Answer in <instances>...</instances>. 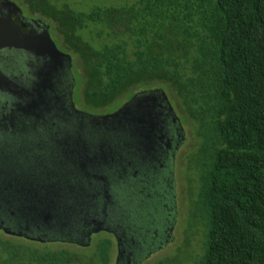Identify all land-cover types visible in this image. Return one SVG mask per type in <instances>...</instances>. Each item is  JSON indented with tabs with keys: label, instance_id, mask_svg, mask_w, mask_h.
I'll return each instance as SVG.
<instances>
[{
	"label": "trees",
	"instance_id": "trees-1",
	"mask_svg": "<svg viewBox=\"0 0 264 264\" xmlns=\"http://www.w3.org/2000/svg\"><path fill=\"white\" fill-rule=\"evenodd\" d=\"M17 1L26 15L52 21L77 55L83 104L109 109L157 84L191 124L185 234L203 235L192 264H264V0H135L87 11ZM7 230L0 264H112L110 237L61 246Z\"/></svg>",
	"mask_w": 264,
	"mask_h": 264
},
{
	"label": "flooded vegetation",
	"instance_id": "flooded-vegetation-1",
	"mask_svg": "<svg viewBox=\"0 0 264 264\" xmlns=\"http://www.w3.org/2000/svg\"><path fill=\"white\" fill-rule=\"evenodd\" d=\"M20 8L22 17L12 12V18L22 26L23 32L35 35L36 41L31 50L0 51V67L26 88L20 96L6 102L10 109L0 106V146L11 152L9 145L20 138L30 142L34 135L52 134L56 142L54 158L62 167L60 175L64 176V182L56 176L38 177L30 170V162L2 163L0 197H8V207L5 206L7 211L3 210L0 203V218L4 214L12 225L2 221L0 229L39 241L48 240L43 237L48 234L55 240L67 241L65 238L73 233L78 241L68 242L79 247L92 232V238L106 233L112 235L113 246L115 243L117 264H137L144 244L161 247L170 241L177 220V153L186 133L175 101L163 88L151 90L149 96L138 95L137 133L119 135L115 128L117 116L112 114L125 104H120L115 111L91 109L83 104L77 55L58 39L52 21L43 16L26 15L21 5ZM7 9L0 1V12ZM46 30L62 55H50L43 42L36 39ZM75 93L81 96L79 107L73 99ZM54 117L67 119L71 125L55 126L50 121ZM93 127L99 131L96 138L92 136ZM71 130L73 135L63 136ZM43 152L42 147L27 151ZM11 155L15 156V152ZM38 160L43 162L39 157ZM71 182L72 198L65 185ZM139 200H143V207L155 204V212L151 214L158 217V222H151L147 232L137 233L140 236L136 238L130 224V202ZM69 221L73 223L71 229L66 227ZM98 226L104 230L95 234Z\"/></svg>",
	"mask_w": 264,
	"mask_h": 264
},
{
	"label": "rangeland",
	"instance_id": "rangeland-1",
	"mask_svg": "<svg viewBox=\"0 0 264 264\" xmlns=\"http://www.w3.org/2000/svg\"><path fill=\"white\" fill-rule=\"evenodd\" d=\"M15 4H17L20 7V4L18 3L17 0H9ZM135 0H58V4L61 3L62 5L71 7V8H75V9H79V10H89L91 9L93 6L96 5H122L125 3H130L133 2ZM39 18V16H38ZM87 37H90L89 35V30L85 32ZM100 42H102L100 39H96L94 41L95 45H99ZM162 88L160 85L154 84L153 86H151L150 88H139V89H135L134 92L135 93H148L151 92V90H155V89H159ZM164 90V89H163ZM159 91V90H156ZM165 91V90H164ZM155 92V91H154ZM163 92V91H162ZM166 93V91H165ZM81 98V96H80ZM80 98L78 97L77 93H75L73 95V99L76 102V106L79 107L80 105ZM8 100V98L0 95V106H4V104L6 103V101ZM129 98L125 96H122L120 101H117L113 104V106L109 107L108 111H115L116 106H118L119 104H126L129 102ZM131 108H136L137 107V103L133 102L131 105ZM175 107L176 110L178 112V116L181 115V111L179 110V107L177 105V103L175 102ZM137 109V108H136ZM133 118H131L130 114H126L124 116V118L122 119V121H117L115 124V128L118 131H124L125 133L127 132H132L134 131V127L131 123V120ZM56 125L55 126H59V124L61 125H71L70 121L67 119H62V118H58L56 120ZM118 125V126H117ZM183 126H184V131L186 133V139L185 141L182 143L180 150L177 153V192H178V203H177V217H176V224H175V228L173 229L172 232V236L170 238V241L164 242L162 243L161 247H158L157 245L155 246H151V245H147L144 244V249L140 251V253H138V256L140 257V261H138L137 264H151L153 261L155 260H159L161 258H169L170 264H192L193 260L202 252V241H203V235L202 232L199 230L198 232H196L193 236H187L185 234L186 230L189 229V223L187 220V205H186V196L183 193V189L185 190V186H184V180H185V175L183 172V160H182V154L186 151V149L191 145L192 143V127L191 124H189L188 122H183ZM74 130L69 131L68 133H64V135H73ZM99 134V131L96 130L94 127L92 128V136L94 138H96ZM28 139H26L25 137L18 139V141L13 142L12 144L9 145V147L11 148V152L8 148H4V146H0V167L2 165V163H8L7 161H12V162H21L24 163L25 162H30L31 167L30 170L34 171V173L38 176V177H43L46 176V178L49 177H55L58 180H61V183L64 182V176L60 175V172L62 171V167L59 166V164L57 163V159L54 158L55 153V143L54 137L52 134H46L44 136H38V135H34L32 137H30V142L27 141ZM23 143V144H21ZM38 147H42L43 148V153H27L28 150L31 149V151L36 150V148ZM15 152V156L11 155L12 153ZM45 153V154H44ZM33 156L36 157V159L34 160ZM38 157L43 161L40 162L38 160ZM49 157V159H48ZM10 164V163H9ZM13 165V164H12ZM30 171V172H31ZM66 188L70 191V193H68L70 195V197H73V193L72 191L74 190L73 188V183H65ZM67 190V191H68ZM133 193H136V191H134ZM12 194V192H11ZM10 194V195H11ZM141 201L143 200H139L138 202H130V210H131V221L130 224L133 228V230L135 231V235L136 238H138L140 235H138L137 233H141V235H143V233L147 232V226L151 223L154 222L157 223L158 222V217H154L152 216L151 212H155V204L153 203V205H151V203H148L147 206L145 205L143 207ZM0 203L2 204H6L8 203V197H0ZM150 204V205H149ZM166 206V205H165ZM167 207V206H166ZM158 208H160V206H158ZM95 215V214H94ZM100 216V215H99ZM97 219V216H96ZM2 220V218H1ZM71 221V220H70ZM69 221V222H70ZM160 225L163 223V219L162 222H159ZM68 227V229H71L73 226V223H69L66 224ZM158 225V224H157ZM99 227V226H98ZM118 229V228H117ZM104 229H100L99 231L95 232V234H98L99 232L103 231ZM0 231H3L0 229ZM118 231V230H117ZM93 234V232L91 233ZM91 234L89 235V239L86 241V239H83L82 242L87 243V242H92L95 241L97 238H100L102 236H106V237H110L112 235H108L106 233H101L98 235H94V237L92 238ZM22 236V235H21ZM44 238L48 237V241H53L54 243H57L61 246H71V243H69L68 241H78L75 238L73 233H70L69 238H65L68 239L67 241H59V240H55L54 236H52V234H48L47 236H43ZM52 239V240H51ZM74 241V243H76ZM190 243V244H189ZM189 244V245H188ZM74 246H76L74 244ZM83 246V245H82ZM87 246V245H85ZM115 243L114 246L112 247V264H117L116 262V256H115ZM149 252L150 254L145 256L146 253Z\"/></svg>",
	"mask_w": 264,
	"mask_h": 264
},
{
	"label": "water",
	"instance_id": "water-1",
	"mask_svg": "<svg viewBox=\"0 0 264 264\" xmlns=\"http://www.w3.org/2000/svg\"><path fill=\"white\" fill-rule=\"evenodd\" d=\"M2 3H4L9 9L7 11H1L0 12V51L4 49H25V50H31L34 46L35 43V35L28 34L23 32L22 26L18 23H16L13 18L11 13H15L17 16L22 17V10L21 8L9 1V0H0ZM21 22L24 23V20L21 18ZM41 40L43 42V46L46 47L47 52L50 55L53 56H60L62 53L59 51L57 48L55 42L52 40L49 31L46 30V32L39 38H36ZM26 88L24 86H21L17 82H15L11 76H9L8 73H6L3 69V67H0V95L8 98L6 102L10 100V98L15 97L16 95L20 96L22 91H25ZM21 92V93H20ZM154 92V91H153ZM159 92V91H158ZM161 92V91H160ZM163 93V96L165 97V93ZM20 94V95H19ZM151 92L148 93H137L132 97V99L126 103L119 111L113 113V116H117V121H122L124 116L126 114H130L131 118V123L134 127V131L128 132L129 136H135L137 133V128L139 121L136 125L137 118L140 117L136 113L137 110L136 108H131V104L133 102H138L140 99L136 98L138 95L140 96H149ZM141 98V97H140ZM12 103V102H11ZM7 109H10L11 107L9 106L8 103H5L4 106ZM119 135H123L124 131H118ZM72 222V221H71ZM70 222V223H71ZM100 229H103L101 227H96V232L99 231ZM89 243H82V245H88Z\"/></svg>",
	"mask_w": 264,
	"mask_h": 264
}]
</instances>
